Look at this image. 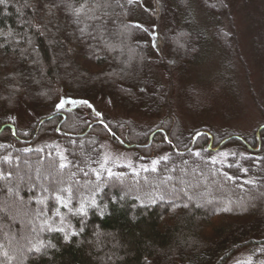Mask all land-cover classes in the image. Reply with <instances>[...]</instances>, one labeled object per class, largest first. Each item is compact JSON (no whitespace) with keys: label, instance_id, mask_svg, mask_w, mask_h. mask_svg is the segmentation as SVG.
Listing matches in <instances>:
<instances>
[{"label":"trees","instance_id":"16d2710c","mask_svg":"<svg viewBox=\"0 0 264 264\" xmlns=\"http://www.w3.org/2000/svg\"><path fill=\"white\" fill-rule=\"evenodd\" d=\"M147 2L148 9L140 0L0 2V197L15 190L5 180L23 178L36 160L55 172L48 185L22 192L25 200L45 198L44 215L54 224L41 233V242L52 244H36L38 253L25 259L18 253L11 264H264V204L224 205L212 198L214 204L195 209L176 177L186 166L177 162L196 159L190 174L202 173L214 182L228 178L225 187L213 186L217 193L234 190L245 199L263 188L264 129L247 139L202 128L208 135L188 151L196 133L181 135L171 112L170 76L194 63L207 39L195 15L202 9L217 21L229 17V7L225 0ZM249 14L263 19L253 5ZM46 31L52 43L43 37ZM122 34L124 44L114 39ZM213 38L228 50L229 36L221 26ZM122 45L132 49L136 67L118 63ZM154 52L168 85L154 75ZM80 76L93 83L89 90H83ZM100 97L150 116L163 108L167 118L140 132L129 121L96 115ZM20 123L30 126L22 130ZM106 140L134 151V162L132 155L130 165L106 160ZM212 140L222 145L217 151L207 147ZM71 169L77 180L65 186ZM129 187L157 189L136 199ZM122 195L125 204L118 208L113 199ZM60 222L69 229L66 239ZM244 253L247 259L230 262Z\"/></svg>","mask_w":264,"mask_h":264},{"label":"rangeland","instance_id":"374dc122","mask_svg":"<svg viewBox=\"0 0 264 264\" xmlns=\"http://www.w3.org/2000/svg\"><path fill=\"white\" fill-rule=\"evenodd\" d=\"M246 1L225 0L229 7L227 15L230 18L223 17L225 16L223 15L218 17V22L213 19V15H207L202 9H199L195 15L198 25L204 28L207 35L205 43L202 44L201 55L196 58L194 63L175 70V73L170 76V86L173 87L170 101L171 112L174 119L179 122L180 132L183 136L191 135L193 137L195 133L204 132L200 129L207 128L216 135L232 134L250 139L254 134H258L260 128L264 126V0H249V4L244 5ZM140 3L143 8L148 9L147 0H140ZM252 5L258 8V13L263 15V19L250 17L249 12ZM218 26L228 33V50L224 51L213 38L215 28ZM43 37L50 43L54 41L50 31L43 32ZM114 39L124 44L123 34L114 37ZM186 42L188 45V41ZM122 48L123 51L118 54V63L120 65L127 64L128 68L136 67L137 61L132 49L126 45H122ZM154 53L152 57L150 56L154 63L152 67L154 75L161 83L168 85L167 71L159 62L158 54ZM58 62H60V58L56 55L54 56V65L60 79L62 66H58ZM80 78L84 83L83 90H89V85L92 86L93 83L88 82L82 76ZM122 86L127 85L122 84ZM42 89H38V92ZM43 90L48 91V86ZM255 94L261 100H259L261 107L255 100ZM99 102L95 108L98 111L96 115L114 123L129 121L140 132L156 129L167 118V113L163 108L156 115L150 116L134 108L117 107L103 98ZM18 125L22 130L30 126L26 123ZM103 147V156L106 160H111V163H128L130 165L132 156V162H134V151L120 148L109 140H106ZM207 147L208 149H218L219 146L209 143ZM81 151L86 153L82 146ZM193 163L196 165V159L177 162L180 168L182 165L186 166L179 170L178 176L176 175L184 185L182 192L193 201V208L197 209L202 205L212 204V198L224 202V205L230 203L244 205L247 200L264 204L262 190L264 184L255 196L252 197V194H249L245 199L234 190L217 193L213 190V186L225 187V184L229 182L228 178L223 182H219V180L214 182V180H207L205 174H190L192 173L190 169L194 168ZM29 166L28 169L26 168L28 171L23 178L13 177L5 180L7 188H15V190L13 194L9 193L5 197H0V259L2 264H11L12 261H16L18 253L24 259L25 255H29L34 250L38 253L37 251L40 249L36 244H46L48 247L52 244L47 239L41 242L44 238L41 233L54 224L49 222L44 215L45 198H38L34 202L29 201L30 199L25 200L22 192L26 189L31 190L34 185H48L51 177L55 174L54 168L42 167L37 160L32 166ZM166 177L167 175H165ZM64 179L65 186L77 180L73 169L64 176ZM199 183L201 186H198ZM65 186L62 189H65ZM129 189L136 190L135 194L138 197L136 199H140L141 196H146L149 191L153 192L157 188L153 187L145 191L134 189V187H129ZM87 193L90 195L93 191L88 190ZM141 193H146V195ZM254 201H251L250 204ZM113 202L120 208L125 204V195L113 199ZM134 208L132 205L131 209ZM104 209V207L98 208V212L102 214ZM60 225L65 228L63 237L66 239L64 235L69 232V229L65 222H60ZM181 243L183 242L181 241ZM241 258L247 259V254L238 255L230 262Z\"/></svg>","mask_w":264,"mask_h":264},{"label":"water","instance_id":"95a60500","mask_svg":"<svg viewBox=\"0 0 264 264\" xmlns=\"http://www.w3.org/2000/svg\"><path fill=\"white\" fill-rule=\"evenodd\" d=\"M4 129H5V127L2 129V131H3ZM263 129H264V126L260 128V131L263 130ZM202 134H203V133H199V134H197V135L194 137V141H193V143H192V146H191V148H190L188 151H191V150L194 149V147H195V143H196L197 139H198ZM172 146H173L175 152L178 153V151L176 150L175 146H174V145H172ZM210 150H212V148H210ZM181 154H184V153H181Z\"/></svg>","mask_w":264,"mask_h":264},{"label":"snow or ice","instance_id":"6c2138e0","mask_svg":"<svg viewBox=\"0 0 264 264\" xmlns=\"http://www.w3.org/2000/svg\"><path fill=\"white\" fill-rule=\"evenodd\" d=\"M0 2H3V0H0ZM38 250V249H37Z\"/></svg>","mask_w":264,"mask_h":264}]
</instances>
